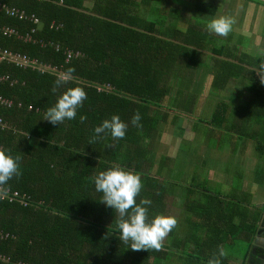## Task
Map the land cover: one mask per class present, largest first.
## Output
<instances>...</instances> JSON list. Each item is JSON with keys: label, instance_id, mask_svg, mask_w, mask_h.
<instances>
[{"label": "trees", "instance_id": "1", "mask_svg": "<svg viewBox=\"0 0 264 264\" xmlns=\"http://www.w3.org/2000/svg\"><path fill=\"white\" fill-rule=\"evenodd\" d=\"M0 2L29 16L20 20L0 11V28L16 29L0 32V48L27 53L55 68L41 73L0 64L1 73L18 80L15 85L0 83V95L12 102L0 103V116L11 125L0 128V149L20 157L22 173L5 187L27 200L0 198V256L11 260L0 264H207L218 246L244 241L252 247L264 208L253 204L251 194L240 197L238 189L244 186L234 184L233 193L216 192L208 183L211 176L197 170L190 178H179L182 172L170 166L178 158L161 153L162 141L188 122L208 140L225 131L257 141L264 157V84L258 76L264 77V61L235 46V31L227 44L210 45V39L219 38L207 31L209 20L204 18L201 25L169 0ZM158 7L168 13L166 18ZM193 7L210 18L222 10L221 4L204 0ZM69 67L75 69L73 81L53 93L56 74ZM206 75L216 93L239 80L254 97L235 111L219 101L209 118L190 121L183 115L193 113ZM76 86L87 93L76 118L57 126L43 119L61 93ZM137 111L140 127L131 124ZM113 114L128 124L125 137L114 140L105 134L93 141L94 128ZM163 134L168 135L165 140ZM180 143L183 161L188 162L187 144ZM110 167L140 176L136 201H151L146 206L149 222L165 215L168 202L180 197L184 223L172 229L161 251H133L120 241L117 215L99 201L102 193L93 181ZM221 259L228 264L226 256Z\"/></svg>", "mask_w": 264, "mask_h": 264}, {"label": "clouds", "instance_id": "2", "mask_svg": "<svg viewBox=\"0 0 264 264\" xmlns=\"http://www.w3.org/2000/svg\"><path fill=\"white\" fill-rule=\"evenodd\" d=\"M235 23V19L230 16H217L206 24V29L211 34L227 37L233 31ZM74 71V68L69 67L58 72L51 91L55 93L61 86L73 81ZM258 76L260 82L264 84V77L259 74ZM86 99L87 93L82 87H68L57 98L55 104L46 109L43 119L56 126L65 120H73L76 118L77 109L83 106ZM85 120L86 117L81 115L80 121ZM140 121L141 116L137 111L131 117V124L140 127L142 126ZM127 128L128 124L123 122L119 115L113 114L110 119H104L94 128L92 140L102 138L105 134H109L114 140L123 139ZM19 160L20 157H13L0 149V198L7 195L8 189L5 186L8 181L22 174ZM93 181L95 190L102 193L99 201L117 215L120 241L130 246L133 251H161L165 238L177 225V220L173 216L157 215L149 222L146 206L150 205L151 201L148 199H141L139 203L136 201L142 188L140 176L120 167H110L98 172ZM225 255L224 249L218 246L207 264H222L221 258Z\"/></svg>", "mask_w": 264, "mask_h": 264}, {"label": "rangeland", "instance_id": "3", "mask_svg": "<svg viewBox=\"0 0 264 264\" xmlns=\"http://www.w3.org/2000/svg\"><path fill=\"white\" fill-rule=\"evenodd\" d=\"M197 0H177L176 1V5L171 2V0H169V4L172 7L175 8H179V11H182L184 13H186L188 16H193L192 20H194L195 22L197 21L199 22H203L205 20H203L204 18H206V20H211L212 18H210V16H200V12L196 11L193 7L194 3ZM206 2L212 3V4H221L222 6V10L217 14V16H230L232 18L235 19L236 23L234 24V26H245L248 27L247 30L249 31H242L240 33V35H236V37L234 38V44H236L235 46H238L243 50V51H247L248 53L254 54L255 53H261L262 55H264V7L263 6H259L253 3H249L247 2L248 0H241V3H239L238 0H204ZM225 3H224V2ZM247 2V3H244ZM238 4H240L238 6ZM159 8V13L162 17L166 18L168 13H164L161 11L162 8ZM246 8V10H245ZM175 12V11H174ZM191 16V17H192ZM216 16V17H217ZM248 16V18H247ZM201 24V23H199ZM249 24V25H248ZM202 25V24H201ZM180 26L182 27V29L186 30L188 28V25L186 24V22H182L180 24ZM234 26H233V31H234ZM249 27H253L255 28V30L251 31V29ZM238 31V30H237ZM235 31V32H237ZM238 33V32H237ZM246 33L248 35V37L246 36ZM215 35V34H214ZM230 33L229 35L225 38V37H221L216 35V38H219V40H214L212 41V39H210V45L212 42H214L215 45H222L224 43L227 44L226 39H231L230 37ZM252 38L251 39H249ZM257 43L259 44V46L257 47ZM233 44V45H234ZM253 44L257 47V50H255L252 46ZM260 47V48H259ZM203 73V71H202ZM206 81V86L204 87L203 91L206 94H201L196 102L195 108L193 113H189V114H184L183 116L188 117V119L190 121H196L199 118H209V115H213V112H215L216 110V96L219 93H216L214 90H211L210 87L208 86L209 81H210V76L208 78L205 79ZM200 81L198 80V83ZM197 83V84H198ZM195 84V83H194ZM200 84L197 85V87L199 88ZM205 85V82H204ZM236 86H241L243 87V85H239L234 84L233 86H231V88H235ZM196 89V87H195ZM211 91H213V93H211ZM227 98L229 100H233L235 101L237 104L239 102L244 103V108H246V106L248 105L247 100L249 97V94L246 93L244 94V96H239V95H231L229 93H220L218 98L219 100ZM242 97V100H241ZM187 119V120H188ZM253 123V122H252ZM184 128H181L180 126L175 128V136L172 137V135L169 136L167 142L162 141V147H161V153L165 154V155H170L173 158H178V159H174V161L172 162V164L170 165L172 168H176V169H181L183 171V175H179V178H187L186 176L188 175L189 178L190 176H192V171H193V166H195L193 163L195 160H199L198 165L200 166H206L207 168H211L213 169V166L211 165H215L219 168L220 172H223L226 176L224 177V181H226L227 183H229L230 185L235 184L240 185L243 180L242 179H246V177L249 178V184L250 186H254L256 188V190L263 189V185L260 184V181H262V173L261 175L258 174L255 170L259 169H255L254 168H259V166L257 165L258 162H254L256 159V156H260L259 155V150L257 148V141H252V140H245L244 142H239L236 145H238V147H241L243 149L242 152L238 153L237 155H233L231 154V149L234 147V141L230 140V137L225 135V131H223L222 133H219V142L214 143V141L218 140V137L216 138H211L210 140H208L206 135H203L200 132H196L193 131V127L192 125H190L188 122H185L183 124ZM223 130V129H222ZM196 133V134H195ZM224 134V136H222ZM169 135V133H168ZM197 135V136H196ZM166 135L163 134L162 139L165 140ZM206 137V138H205ZM221 137V138H220ZM180 140H182V143L185 141L188 147V152H189V159L188 162L183 161V153H184V149H182L180 147ZM203 140V141H201ZM197 143H196V142ZM206 141V142H205ZM249 141L250 145L248 147V150L245 152V148H246V144L245 142ZM252 141V142H251ZM198 147V149H197ZM250 154L253 156V158H251ZM236 157L241 158L242 160V169H238V172H241V174H227V170L230 168H234V162L238 163L240 162V160H237ZM235 158V159H234ZM181 162V163H179ZM210 164V165H207ZM259 163H261L259 161ZM247 169H251L250 172L248 173L246 170ZM234 170H236V168H234ZM253 170V171H252ZM247 172V173H246ZM252 172V173H251ZM208 176V175H207ZM211 176V175H209ZM218 176H216V174L214 173L213 176H211V182L209 181L208 183L211 184V186H214L216 192H224V193H233L234 190L224 181H222L221 184H214L216 183L215 179ZM185 180V179H184ZM191 179H186L185 182H191ZM211 186L207 185L208 188H211ZM236 189V187L234 188ZM245 186L242 188L239 187V191L241 190L243 192V195H247L246 197L249 196V194H251L253 196L252 191H248V193L244 190ZM238 191V194L240 193ZM253 199V197H252ZM173 200V199H172ZM171 200V201H172ZM171 201L168 202V205L166 207V211L164 212L165 215L167 216H173V214H176V212L181 209V203L179 202L178 205L173 204ZM174 205V206H173ZM180 215H185L182 214L181 212H179ZM172 232V231H171ZM165 238L164 242H166L165 244H167V240L170 237V234ZM163 242V243H164ZM240 248V247H239ZM239 248H237L235 250L239 251Z\"/></svg>", "mask_w": 264, "mask_h": 264}, {"label": "crops", "instance_id": "4", "mask_svg": "<svg viewBox=\"0 0 264 264\" xmlns=\"http://www.w3.org/2000/svg\"><path fill=\"white\" fill-rule=\"evenodd\" d=\"M238 1H239V3H241V0H238ZM247 2L253 3V4H256V5H259V6H263L264 7V0H248ZM247 2H244V3H247ZM1 3H3V2H1ZM239 5L240 4H238V6ZM245 10H246V8H245ZM21 11H23V10H21ZM247 18H248V16H247ZM4 28H7V27H3L2 29H4ZM234 28H235L234 31H237L238 30L237 31L238 33L236 32V34H238V35H240V33L243 30L246 31L248 29V27L240 26V25L237 26V27L234 26ZM249 28L251 29V31L255 30V28H253V27H249ZM247 31H249V30H247ZM0 32H2V31H0ZM246 36L248 37L247 33H246ZM249 39L252 40V38H250V37H249ZM258 46H259V44L257 43V47ZM252 47L255 50H257V47L254 44H253ZM1 49L4 50V48H1ZM10 51L13 52V53L20 54V55H26L28 58H30V59H32V60H34L36 62V66H32V65H28V66L19 65V64L15 63V62H11L9 60H3V61L0 62V64L2 62H6V63L14 64L15 66H17L19 68H22L24 70H33V71H38V72H41V73H51V69H53V68H51V66L48 63L42 62V61L38 60L37 58H33V57L27 55V53H21L19 51L17 52V51H12V50H10ZM255 56H257L258 59H260V61L261 60L264 61V55H262L261 53H255ZM205 73L206 72H203V74H205ZM203 74L201 73V76L200 77H203L204 76ZM0 76H1L0 77V83H2V84L9 83V85H15V84L18 83V80L12 79L10 73H6V72H2L1 73L0 72ZM208 77H209L208 75L205 76V78H208ZM234 81H233V83L230 84L229 88H226L225 90H223V92H222L223 94L226 92V93H229L231 95H239V96H242L243 97L244 94L248 93L249 94V97L253 96V94L247 88L239 87V86H236V85H235V88H231V86H233L234 84H237L238 83L240 85L239 80L238 81H235V82ZM209 84H210V81H209ZM209 84H208V86L210 87ZM195 85H198V84L196 83ZM205 86H206V81H205ZM211 93H213V91H211ZM202 94H206V93H204V91H202ZM218 96H219V94H217V96L215 98L217 104H218L219 101L227 102V103H229V104L232 105V109L234 111L236 109H238L242 105L241 102H239L237 104L235 101L229 100L226 97L224 99L219 100ZM242 97H241V100H242ZM0 98H1V100H0V103L1 104L11 105V103H12L11 101L6 100L1 95H0ZM248 100H250V99H248ZM5 101H7V103H5ZM209 117H210V115H209ZM8 126H11V125L3 118V116H0V128L5 129ZM164 135L168 136L167 134H164ZM222 136H224V135H222ZM227 136L230 137V140H233L234 141V143H233L234 144V147L231 149V151H232L231 154H233L235 156L238 153L242 152L243 149L241 147H238V145H236V144L239 143V142H244V139L241 138V137H239L238 135H231V136L230 135H227ZM216 137H218V140L217 141H214V143L219 142V136H216ZM201 141H203V140H201ZM163 143H164V141H163ZM245 144H246V148H245V152H246L248 150V147H249L250 143H248V141H247V143L245 142ZM197 149H198V147H197ZM186 154L188 156L189 155V152L186 151ZM250 156H251V158H253V156L251 154H250ZM236 158H237V160H240V162H238V163L234 162V166L233 167L236 168V170H234V168H230L229 167V169L226 171L227 174L228 173L229 174H241V172H238V169H242V166H243L242 163L243 162H242L241 158H239V157H236ZM259 161L261 163H259ZM254 162L255 163L258 162L257 165L259 166V168H254L253 170L259 169V171L258 170H255V171L258 174H260V175L262 173L261 176H262L263 179H262V181H260V184L263 185V189H260L259 188L258 190H256V188L254 186H250V184H249V178L248 177H246V179H242L243 182L241 183V185L245 186V189L244 190L246 192H248L249 190L252 191V192H254V193H252L253 194V199H252L253 200V204H256V206H258L260 208H264V157L261 158L260 156H256V159H255ZM193 163H195L194 164L195 166H193L192 173L194 171H196V170L198 172H200V175L201 174L202 175L208 174V175L213 176L214 173H215L216 176H218L217 178H218L219 181H221L222 179L224 180V177L226 176L223 172H220L219 168L217 166H215V165H211V166H213V169L207 168L206 166H201V165L199 166L198 165V163H199V160L198 159L195 160ZM207 165H210V164L207 163ZM177 170L181 171L182 172V175H183V171L181 169H177ZM250 170L251 169H247L246 171L249 173ZM229 186L232 189H234V184L233 185H230L229 184ZM240 188H242V186H240ZM239 192H240L239 193L240 197L241 196L242 197L245 196V195H243V192L241 190ZM180 194H182V193H180ZM179 198H177L176 201L174 200V202H172V203L178 205L177 203H178ZM179 212L182 213V210L179 209L176 212V214H173V215H174V217L177 220V224L178 225H181V224L184 223L185 215L182 216V215L179 214ZM196 217L197 216H194V218H196ZM260 229H264V219H263V221L261 223ZM2 233L3 232H0L1 235H2ZM257 239H258V235H257V238L255 239L254 244L250 248H248L249 246H247V244H245L244 241H241L240 243H236V244L235 243H229L228 246H225L224 251L226 253L225 256L227 257V259H226L227 263L228 264H264V233L262 235V238H259V240H257ZM237 248H239V251H236L235 252V250ZM254 251H256V252H254ZM0 261L3 262V263H10L11 262L10 258L4 257V256H0ZM14 264H26V262H18V263H14Z\"/></svg>", "mask_w": 264, "mask_h": 264}, {"label": "built area", "instance_id": "5", "mask_svg": "<svg viewBox=\"0 0 264 264\" xmlns=\"http://www.w3.org/2000/svg\"><path fill=\"white\" fill-rule=\"evenodd\" d=\"M0 10L5 11L6 14H8L9 16L16 17L20 20L26 19L29 17L24 11H21L16 7L7 6L6 4L1 3V2H0ZM30 18L35 23L39 22V19L34 15L30 16ZM0 31H2L5 34H12V33L16 32L15 29H13V28H4V29L0 28ZM3 60H9V61L15 62L19 65L36 66V62L34 60L28 58L26 55H20V54L11 52L8 49L2 50L0 48V62ZM53 69H55V68H53ZM0 100H1V98H0ZM5 103H7V101H5ZM1 199H6L9 202H14V201L25 202V203L27 202L24 195L20 194V192H18V191H13L11 189H8L7 195ZM26 264H29V263H26Z\"/></svg>", "mask_w": 264, "mask_h": 264}, {"label": "water", "instance_id": "6", "mask_svg": "<svg viewBox=\"0 0 264 264\" xmlns=\"http://www.w3.org/2000/svg\"><path fill=\"white\" fill-rule=\"evenodd\" d=\"M263 233H264V229H260L258 232V239L257 240H259V238H262ZM254 252H256V251H254Z\"/></svg>", "mask_w": 264, "mask_h": 264}]
</instances>
